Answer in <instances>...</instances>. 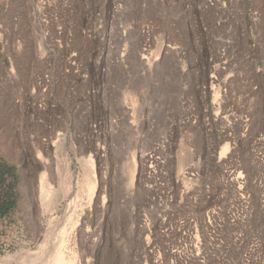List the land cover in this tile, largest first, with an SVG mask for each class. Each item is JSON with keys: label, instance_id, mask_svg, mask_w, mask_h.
<instances>
[{"label": "rangeland", "instance_id": "374dc122", "mask_svg": "<svg viewBox=\"0 0 264 264\" xmlns=\"http://www.w3.org/2000/svg\"><path fill=\"white\" fill-rule=\"evenodd\" d=\"M0 165V264H264V0H0Z\"/></svg>", "mask_w": 264, "mask_h": 264}, {"label": "bare ground", "instance_id": "6f19581e", "mask_svg": "<svg viewBox=\"0 0 264 264\" xmlns=\"http://www.w3.org/2000/svg\"><path fill=\"white\" fill-rule=\"evenodd\" d=\"M66 161L68 162V160H66ZM82 164L84 166V170L81 172V174H80L81 177L76 182V184H79L81 187H91V185L95 181L93 166H92L90 160L84 161ZM65 172H66V175H65V179L63 181V185L66 187V191L67 190L71 191L74 188V182H73L74 171H69L66 168ZM41 178L44 180L41 179L40 181H38L37 198H38L39 202L42 204V207H43V208L41 207L42 211L46 212V211H49V210L54 208V204H50L52 199H54V198L53 197L52 198L47 197L48 193L50 192L48 189L49 188L48 183L46 181L47 178H43V177H41ZM50 195H52V194H50ZM69 199H70V201L66 202V205L64 208V210H65V212H64L65 214L63 213L64 216L65 215L68 216V212L73 211L72 208L74 206V196L69 195ZM69 217H68V219H69ZM65 220L69 222V220H67V219H65ZM52 251H53L52 253L50 252L49 258H47L42 264H72V262H68L67 259H65L64 252L59 247H56L55 249L53 248Z\"/></svg>", "mask_w": 264, "mask_h": 264}, {"label": "flooded vegetation", "instance_id": "af4514ba", "mask_svg": "<svg viewBox=\"0 0 264 264\" xmlns=\"http://www.w3.org/2000/svg\"><path fill=\"white\" fill-rule=\"evenodd\" d=\"M2 173H0V204L5 201V199H11L13 200L14 192H13V187H14V182H13V175L11 173H7L6 168L3 167L0 170ZM13 186L12 188L10 187ZM2 206H0L1 208Z\"/></svg>", "mask_w": 264, "mask_h": 264}, {"label": "trees", "instance_id": "16d2710c", "mask_svg": "<svg viewBox=\"0 0 264 264\" xmlns=\"http://www.w3.org/2000/svg\"><path fill=\"white\" fill-rule=\"evenodd\" d=\"M3 167L6 168L7 173L10 171V169H8L5 165H0V170ZM0 173H2V172L0 171ZM10 187L12 188L13 186L10 185ZM7 198L5 199V201H3L2 204H0V206H2L0 208V214L7 212L14 205V200L7 199Z\"/></svg>", "mask_w": 264, "mask_h": 264}]
</instances>
